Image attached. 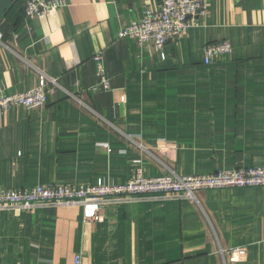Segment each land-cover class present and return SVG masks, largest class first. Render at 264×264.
<instances>
[{
    "label": "crops",
    "instance_id": "crops-1",
    "mask_svg": "<svg viewBox=\"0 0 264 264\" xmlns=\"http://www.w3.org/2000/svg\"><path fill=\"white\" fill-rule=\"evenodd\" d=\"M162 0H69L4 28L0 95L50 83L41 109L0 115V194L264 167V0H208L159 51L120 39ZM230 54L205 64L207 45ZM96 57H102L96 61ZM111 91H95L97 74ZM264 264V187L107 208L0 212V264Z\"/></svg>",
    "mask_w": 264,
    "mask_h": 264
},
{
    "label": "built area",
    "instance_id": "built-area-1",
    "mask_svg": "<svg viewBox=\"0 0 264 264\" xmlns=\"http://www.w3.org/2000/svg\"><path fill=\"white\" fill-rule=\"evenodd\" d=\"M69 0H27L25 18L34 19L52 11L65 9ZM208 0H162L155 9H146L140 21L131 23L119 33L120 39L137 41L140 45L150 43L163 51L172 41L178 40L189 29L199 27L200 17L207 13ZM0 33V45H2ZM230 43L207 45L205 64L214 57L230 54ZM101 61L102 57H96ZM95 91H111L110 80L97 74ZM50 80L40 73V85L16 95H0V115L12 108L41 109L48 103ZM264 187V167L235 168L211 175L178 176L173 173L156 178H146L141 171L125 184H109L98 181L93 185H49L21 190H5L0 194V212L35 211L43 208L81 207L85 218L99 221L107 208L116 209L126 204L150 198L162 201H195L196 194L203 191ZM76 264H80L79 257Z\"/></svg>",
    "mask_w": 264,
    "mask_h": 264
},
{
    "label": "trees",
    "instance_id": "trees-1",
    "mask_svg": "<svg viewBox=\"0 0 264 264\" xmlns=\"http://www.w3.org/2000/svg\"><path fill=\"white\" fill-rule=\"evenodd\" d=\"M27 0H16L11 8L7 11L4 18L0 22V31L4 32V28H15L25 16V5ZM16 29V28H15Z\"/></svg>",
    "mask_w": 264,
    "mask_h": 264
},
{
    "label": "water",
    "instance_id": "water-1",
    "mask_svg": "<svg viewBox=\"0 0 264 264\" xmlns=\"http://www.w3.org/2000/svg\"><path fill=\"white\" fill-rule=\"evenodd\" d=\"M16 0H0V22Z\"/></svg>",
    "mask_w": 264,
    "mask_h": 264
}]
</instances>
